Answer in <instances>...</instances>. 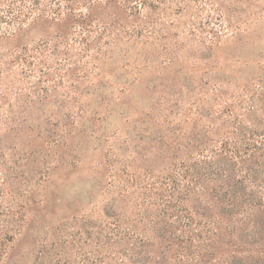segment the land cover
<instances>
[{
    "label": "rangeland",
    "instance_id": "obj_1",
    "mask_svg": "<svg viewBox=\"0 0 264 264\" xmlns=\"http://www.w3.org/2000/svg\"><path fill=\"white\" fill-rule=\"evenodd\" d=\"M94 14L61 37L42 21L0 29V264L152 262L181 226L160 212L217 219L220 188L249 197L264 181V0Z\"/></svg>",
    "mask_w": 264,
    "mask_h": 264
},
{
    "label": "trees",
    "instance_id": "obj_2",
    "mask_svg": "<svg viewBox=\"0 0 264 264\" xmlns=\"http://www.w3.org/2000/svg\"><path fill=\"white\" fill-rule=\"evenodd\" d=\"M133 2L138 4L146 0H90L88 6H85V0H0V29L9 25L20 32L32 22L42 21L50 25L63 24V32L59 34L61 37L68 35L69 29L74 26L86 31L98 7L113 10L125 8ZM228 145V141L223 145L226 153L233 158L239 157L237 149L230 150ZM257 188L258 191L249 197L245 196V192L241 194V190L239 194L233 185L224 186L223 190L220 188L217 198L208 202L211 207L220 203L222 213L217 219L209 214H198L200 221L194 223V212L189 216L182 210L173 213H170V210L160 212V222L169 221L174 217L173 223L181 222V226L178 225L175 231L160 232L162 235L158 236V240L162 250L159 256H155V260L158 258L159 262L149 261L139 250L129 259V264H164V258L170 259L172 263L180 260L192 261L195 264H264V193L261 195L264 181H261ZM177 189L178 184L172 185L171 195L176 193ZM11 216L13 215L8 213L5 218L10 219ZM248 216H254L252 230L246 234L248 240L244 241L245 238L239 234L237 239L231 242L230 239L236 235L235 224ZM220 226L231 228L227 242ZM245 231L246 229L242 233ZM193 247L196 248L194 251L189 250Z\"/></svg>",
    "mask_w": 264,
    "mask_h": 264
}]
</instances>
